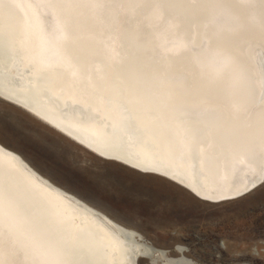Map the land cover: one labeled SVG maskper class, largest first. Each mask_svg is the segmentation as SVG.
Returning a JSON list of instances; mask_svg holds the SVG:
<instances>
[{"label":"bare ground","instance_id":"6f19581e","mask_svg":"<svg viewBox=\"0 0 264 264\" xmlns=\"http://www.w3.org/2000/svg\"><path fill=\"white\" fill-rule=\"evenodd\" d=\"M211 2L184 0L192 12L206 15L203 35L220 44L211 47L208 40L205 47L199 44L197 54L189 49V22L182 20L180 10L162 0H103L104 7L79 9L70 20L64 10L48 9L54 14L52 19L68 20L56 52L50 51L44 37L25 26L24 12L14 9L0 20L4 29L0 33V64L3 53L13 56L1 76L12 82L8 89L32 99L39 111L36 115L50 125L61 123L83 140L115 150L134 151L147 145L186 179L217 183L230 168V143L251 134L259 141L264 133V105L251 109L256 101H250L249 96L258 85L244 70V43L235 40L247 39L252 36L251 28H259L253 23L246 30L249 34L241 33L240 18L249 7L238 5L237 0H222L225 7L215 8ZM157 3L162 6L156 7ZM220 13L227 22L216 21ZM133 32L144 37L138 43L140 48L146 47L152 54L153 61L146 68L126 62L125 53L130 48L123 47L121 39L126 42ZM220 58L227 62L217 64ZM177 75H184L187 84H179ZM23 105L19 106L37 112ZM63 108L70 114L65 120L60 117ZM78 108L85 111L84 119L69 112ZM202 154L210 161L200 166L196 160ZM9 164L16 161L0 160V171L6 176ZM21 194L25 199L29 196ZM34 199L35 211H56L43 205L39 197ZM59 211L64 213L65 209ZM66 214L75 217L77 212L68 207ZM111 221L118 229L109 224L107 230H101L99 222L77 220L78 235L94 249L101 242H110L112 229L129 245L143 243L139 235L133 236L134 230ZM181 248L173 246L178 253ZM183 249L184 264H193ZM114 257H118L117 252L105 255L97 250L94 258L99 264H111Z\"/></svg>","mask_w":264,"mask_h":264},{"label":"snow or ice","instance_id":"6c2138e0","mask_svg":"<svg viewBox=\"0 0 264 264\" xmlns=\"http://www.w3.org/2000/svg\"><path fill=\"white\" fill-rule=\"evenodd\" d=\"M238 5L259 8L264 18V0H237ZM103 0H60L53 4L47 0H0V20L10 16L14 9L24 12V24L44 37L50 51L56 52L68 20H61L48 9L64 10L69 20L77 10L83 8L104 7ZM159 3L156 7H161ZM211 6L224 8L222 0H212ZM43 10V11H42ZM45 17L50 18L46 20ZM219 23L227 22L223 13L215 17ZM264 28V24H262ZM0 24V33L3 32ZM226 59L220 58L217 64L223 65ZM261 95L264 102V57L260 61ZM21 105L22 98L10 89H0V160L7 158L16 161L9 164V174L0 171V264H99L94 258L99 250L105 255L117 252L111 264H184L180 253L174 251L172 244L160 241L152 229L147 232L136 230L133 236L139 235L143 243L139 246L129 245L115 234L105 245L103 242L94 249L85 244L79 237L77 220L90 219L101 230H107L112 217L103 212V218L93 211L94 205L79 197L75 192L61 189L43 177L38 170L21 163L12 151L5 152V141L13 134L11 122L22 123L21 114L12 105ZM23 106L27 107L26 104ZM183 134V130H181ZM82 148L77 151L91 150L103 159L95 161L101 165L105 174L134 179L136 182L164 191L169 194L173 203L197 211L220 210L236 202L261 197L264 199V133L259 141L254 134L237 138L229 145L232 155L230 168L217 183H198L185 178L178 169L166 166L147 145H140L136 150H115L110 146L94 141L81 142ZM181 140V146H183ZM85 155L89 152L85 151ZM95 160V156H91ZM104 177H101L103 179ZM29 194L25 199L21 192ZM35 197L43 205L52 206L54 213L34 210ZM77 212L75 217L68 216L67 208ZM65 209L64 213L59 210ZM169 231L168 229H162ZM153 237H156L153 239ZM201 247L213 257L212 264H249L235 259L246 255L249 250L257 256L264 251V235L259 237L247 235L240 231L213 233L210 239L203 238ZM218 258V259H217ZM264 259V257H262ZM201 264H209L207 260Z\"/></svg>","mask_w":264,"mask_h":264},{"label":"rangeland","instance_id":"374dc122","mask_svg":"<svg viewBox=\"0 0 264 264\" xmlns=\"http://www.w3.org/2000/svg\"><path fill=\"white\" fill-rule=\"evenodd\" d=\"M20 119V124L11 122L13 134L5 141L8 146L68 190L108 212L121 226L134 231L152 229L160 241L185 248L193 264H201L204 260L212 264V255L201 244L205 236L211 239L214 232L240 231L257 237L264 235V199L261 197L215 211L187 208L173 203L164 191L123 175L105 174L102 166L95 162L97 159L77 151L24 115L21 114ZM262 257L264 251L257 256L249 250L246 255L235 259L249 264H264Z\"/></svg>","mask_w":264,"mask_h":264},{"label":"water","instance_id":"95a60500","mask_svg":"<svg viewBox=\"0 0 264 264\" xmlns=\"http://www.w3.org/2000/svg\"><path fill=\"white\" fill-rule=\"evenodd\" d=\"M162 1L171 5L172 8L177 9L178 11L180 10L179 12H181V13H178V14L180 15V17H182V20H186L189 22L190 28H192V29L189 28L191 31L190 33L192 35V38L190 39V47H189L190 50H192L194 53L197 54L198 48L200 47L199 44H201V46L204 45V47H205V42L207 43L208 40H210V41H208V43L212 44V45H210L211 47L212 46H220L219 43H213L212 42L213 38H211L210 35H208V36L203 35V27L207 23L206 15L204 13H202L201 11H199V13L192 12L191 8H189L187 6V4L184 3V0H162ZM241 16H242L240 18L241 20L240 19L239 20L242 23V25L240 24L238 26L243 27L242 32H241L242 34H249V32H247L246 30L249 29L250 24L254 23L256 26L259 27L258 30L251 28L252 30H249V31H251L250 35H252V36H248L247 39H242V38L235 39L237 41L236 42L237 44H239L240 42L244 43L245 55H244V58L241 59V61L244 60V63H243L244 64V70L248 73L251 80L252 81L254 80L255 82H257V85H258V87L256 85L253 86L254 90L252 91V93L249 96V97H251L250 101H254V102L256 101L251 107V109H253L255 107L264 105V102H261V100H260V95H261L260 61H261L262 57H264V28H262V24H264V18H262L259 8H249L245 12V14H243ZM130 35H131V37H129L127 39V41H126L127 43L125 42L123 37L121 39L122 46L124 47V44H125L126 47L130 48L129 52L126 51V53H125V56H126V54L128 55L126 62L128 64H132V65L141 64V68L148 67L149 65H151L150 63H152V61H153L152 60V54L150 53V51L148 49H146V47L140 48L141 46L138 44L140 42V40H142V38L144 39V37L142 35L140 36L137 32H133ZM218 40H220V38H217L216 42H218ZM211 47H208V48L211 49ZM222 49L225 50L224 48H222ZM131 52H132V54H131ZM2 56H3V58L1 60L2 64H0V70H1L0 76L2 74V70L6 69V67H8V65L13 61V56L11 55L10 52L6 53V54L3 53ZM197 58L200 60L198 55H197ZM177 78H178L177 82H179V84H181V85L187 84V80L184 77V75L183 76L177 75ZM11 84H12V82L10 80H8L7 78H2V76L0 77V89H8V86H10ZM179 87H181V86L179 85ZM19 96L22 98L23 104H26L27 107L30 108V110H33V112L34 111H37V112L36 113L34 112L35 113L34 114L31 111L24 109L23 107H21L19 105H12V107H14L17 112H19L20 114L29 118L34 123L43 127L47 131L53 133L54 135H56L57 137H59L60 139L69 143L70 145L74 146L77 149L83 147V144L81 143L82 141L85 143L88 142L87 140L86 141L83 140L82 137L79 136L78 134H76L75 132L69 130V128L60 125L61 123L57 124L56 122H53L54 125H50L46 121H42L41 117H38V115H36V114H39L36 103L34 101H32V99H30V98H25L21 95H19ZM68 109H70V108H68ZM64 110L65 109L63 108V110L60 111V117L63 120H65V118H67V116L70 115L68 113V111H64ZM69 112L73 113V114L78 113V115L80 116L81 119H84V117H85V111L80 109V108L73 109L72 111H69ZM248 115L249 114L245 115L243 117V119H245ZM57 122L59 123V121H57ZM8 148L11 149L12 151L18 152L17 150H15L14 148H12L10 146H8L7 149L5 148L4 151L5 152L10 151V150H8ZM85 151L89 152L90 156H95V159H97V160L103 159L102 157H100L96 153L91 152V150H89V149H85L82 152L85 153ZM195 153L196 152H194L193 154L196 155ZM13 154L16 155V153H14V152H13ZM17 154L19 156L16 155V157L21 163L27 165L30 168H33L34 170H38L39 173L43 174V177L50 178V181L54 183V186L58 185L61 189H67L66 187L59 184V182L56 179H54L51 175H49V174L41 171L37 167H35L20 152H18ZM196 161H198L200 163V166H203V164L209 163L210 158L206 154H202L198 158V160H196ZM203 170L204 169H201V172H203ZM78 196L82 197L80 195H78ZM83 199L88 201L90 206L94 205L95 209H93V211L98 212L99 215L103 218V212L102 213L100 212V208L98 206H96L94 203H92L90 200H88L86 198H83ZM110 224H112L114 228L118 229L117 225L115 223H113L112 221L110 222ZM125 238L128 239L127 236H125Z\"/></svg>","mask_w":264,"mask_h":264}]
</instances>
